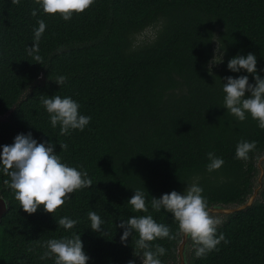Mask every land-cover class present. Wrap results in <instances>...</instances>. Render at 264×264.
Listing matches in <instances>:
<instances>
[{
  "label": "trees",
  "instance_id": "obj_1",
  "mask_svg": "<svg viewBox=\"0 0 264 264\" xmlns=\"http://www.w3.org/2000/svg\"><path fill=\"white\" fill-rule=\"evenodd\" d=\"M38 20L46 29L39 52L30 56ZM149 30L154 36L139 41ZM216 41L224 47L223 61L209 74ZM249 53L264 78V0H94L68 21L44 13L35 0H0V153L18 134L31 132L38 143H54L62 162L87 171L93 183L71 193L54 213L41 206L29 215L4 184L10 178L0 166V194L9 205L0 223V264H55L54 257L40 258L45 242L73 233L81 236L87 264H142L133 256L134 250L142 256L138 234L125 245L117 225L152 215L175 234L178 223L166 210L152 209L153 197L183 194L195 182L210 208L246 203L258 185L264 129L250 114L241 122L227 111L223 83L247 75L255 84L252 74L227 67ZM59 75L67 77L61 86L55 83ZM41 95L71 97L90 123L61 135ZM241 140L257 145L247 161L236 159ZM209 152L224 160L220 169L207 170ZM137 189L145 193L146 213L128 203ZM90 211L104 221L101 232L90 228ZM65 216L78 221L73 229L58 225ZM219 218L217 236L223 233L228 243L201 258L192 243L190 264H264V187L252 207ZM180 241L151 242L153 249L159 244L167 250L162 264H177Z\"/></svg>",
  "mask_w": 264,
  "mask_h": 264
},
{
  "label": "clouds",
  "instance_id": "obj_2",
  "mask_svg": "<svg viewBox=\"0 0 264 264\" xmlns=\"http://www.w3.org/2000/svg\"><path fill=\"white\" fill-rule=\"evenodd\" d=\"M19 3V0H13ZM44 13L60 14L65 21L72 18L73 14L83 13L94 0H35ZM37 9L33 8L31 15H37ZM39 27L34 29V43L28 47V54L31 56L39 52V41L45 32L46 24L43 20L37 21ZM217 47L213 59L209 62V74L211 66L223 61L224 47L216 41ZM34 59L42 65V57L35 55ZM228 69L232 72H240L242 69L252 74L255 84L249 83L247 75L238 78L227 77L223 83L224 107L237 118L238 121L246 119V113L258 121V127L264 129V78L257 74V58L249 53L246 56L237 55L228 61ZM264 71V70H262ZM67 77L57 76L55 83L63 85ZM246 92L251 95L245 98ZM41 104L50 116V123L55 128L60 125V134L69 135L71 130L83 131L90 123L91 117L79 113L80 105L71 97L60 95L40 97ZM256 142L241 140L236 146V159L247 161L249 153L256 149ZM67 144H60L62 150L67 149ZM55 144L46 141L38 143L32 137L31 132L27 135L18 134L12 145L3 146L0 153V166L4 175L10 179L4 180V184L14 190L15 199L20 203L22 209L29 215L37 212L43 206L47 213H54L70 194L93 186L92 180L88 177L87 171L77 170L63 163L61 157L54 151ZM209 172L220 169L224 160L216 156L215 152L207 153ZM203 188L197 183L188 184L183 194L177 191L163 194L160 198L153 197L151 207L159 212L161 209L171 213L173 219L178 223V231L173 234L169 226L157 223L152 215L131 216L127 220H121L117 227L124 229L121 242L126 245L128 238L135 240L136 249L142 250V256L135 250L133 256H139L142 264H162L161 256L167 250L159 244L153 246L152 241L157 238L175 240L183 235L196 245L195 255L198 258L218 250L217 246L228 240L224 234L217 236V228L222 220L210 208L208 200L202 195ZM134 211L148 212L144 191L137 189L128 201ZM88 218L91 221V229L94 232H101V225L104 221L95 212L90 211ZM60 227L66 230L73 229L78 221L70 217H62L57 222ZM47 251L41 259L53 258L55 264H87L89 256L86 255L81 236L73 233L70 237L61 239H49L44 245ZM128 264H135L129 260Z\"/></svg>",
  "mask_w": 264,
  "mask_h": 264
},
{
  "label": "water",
  "instance_id": "obj_3",
  "mask_svg": "<svg viewBox=\"0 0 264 264\" xmlns=\"http://www.w3.org/2000/svg\"><path fill=\"white\" fill-rule=\"evenodd\" d=\"M264 161V156L260 159L258 163V168L260 171L258 177V185L254 188L253 194L248 198L246 203L236 206V207H226L215 205L211 208L212 211L218 216H228L236 212H240L252 207L256 200L259 198L260 194L263 192L264 187V167L262 163ZM9 210L8 201L0 194V223L2 222L3 217ZM181 241L177 247V264H190L193 247L190 239L185 238L183 235H180Z\"/></svg>",
  "mask_w": 264,
  "mask_h": 264
},
{
  "label": "rangeland",
  "instance_id": "obj_4",
  "mask_svg": "<svg viewBox=\"0 0 264 264\" xmlns=\"http://www.w3.org/2000/svg\"><path fill=\"white\" fill-rule=\"evenodd\" d=\"M152 36H154V33H153L152 30H149V31H147V33H145L143 36H140V37L138 38V40H139V41H143V40L146 39V37L151 38Z\"/></svg>",
  "mask_w": 264,
  "mask_h": 264
}]
</instances>
